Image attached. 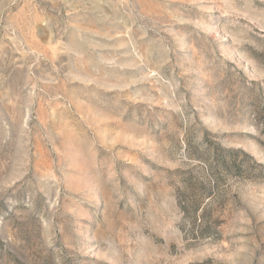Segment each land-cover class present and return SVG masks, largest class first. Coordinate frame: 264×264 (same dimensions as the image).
<instances>
[{
	"label": "rangeland",
	"instance_id": "1",
	"mask_svg": "<svg viewBox=\"0 0 264 264\" xmlns=\"http://www.w3.org/2000/svg\"><path fill=\"white\" fill-rule=\"evenodd\" d=\"M0 264H264V0H0Z\"/></svg>",
	"mask_w": 264,
	"mask_h": 264
}]
</instances>
